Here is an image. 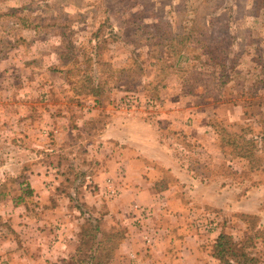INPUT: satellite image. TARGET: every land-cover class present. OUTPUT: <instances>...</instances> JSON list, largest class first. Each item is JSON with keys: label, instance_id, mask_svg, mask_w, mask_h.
Masks as SVG:
<instances>
[{"label": "rangeland", "instance_id": "1", "mask_svg": "<svg viewBox=\"0 0 264 264\" xmlns=\"http://www.w3.org/2000/svg\"><path fill=\"white\" fill-rule=\"evenodd\" d=\"M0 12V264L87 258L89 214L98 239L122 231L108 264H155L161 232L167 264H219L222 232L264 264V0H0ZM87 74L104 78L100 95ZM223 128L258 142L260 168L230 153ZM121 155L176 163L157 172ZM228 166L240 174L221 176ZM141 182L155 188L143 199L129 189Z\"/></svg>", "mask_w": 264, "mask_h": 264}, {"label": "trees", "instance_id": "2", "mask_svg": "<svg viewBox=\"0 0 264 264\" xmlns=\"http://www.w3.org/2000/svg\"><path fill=\"white\" fill-rule=\"evenodd\" d=\"M9 15H11V13L0 12V21H3V18ZM174 37L175 39L177 37H182V34H177ZM169 39L170 42H168ZM173 40H174L173 37H166L165 34H159V42L157 44H165L167 48H171V50L173 51L174 49H176V45L174 44ZM183 42H184L183 39L176 40V43L178 44H182ZM158 60H163V59L158 58ZM86 77L88 79H86ZM85 79L86 80H84V83L86 85L85 86L86 89L92 92L93 94H95L96 96L100 95L101 94L100 91L105 86L104 78L101 77L99 79L100 82H95L93 80V77L87 74L85 75ZM221 80H224L222 81V83L226 81L224 74H222ZM217 85L219 84L217 83ZM221 131L224 134V135L222 134L223 137L222 139H224V144L230 147V153L233 156L244 158L245 162H247L246 165L249 166L251 170L255 168H260L261 165L258 164L259 156L257 155L258 152L257 150L260 148L258 147V142H254L255 141L254 139L248 137L245 134V130H243L241 134L235 132L230 133L226 131L225 128H223ZM199 167H201L199 168L200 171H202V169L205 170V172H200L202 177L204 176L210 177L209 173L213 170L210 168L208 163L204 165H200ZM227 168H228L227 173H220L221 176H227V175L237 176L238 174H240V172L233 170L232 167L228 166ZM190 170L199 172L198 169L196 170L191 168ZM27 186H28L26 193L27 195H32L33 193H35V191L31 186H29L28 184ZM78 209L81 211V213H83V211L81 210L82 208L78 207ZM88 220L93 221L95 223V225L93 223L90 224L91 226H93L92 231L94 232V234L92 233V231L91 233L90 232L86 233V234L90 233L91 235L90 255H88L87 258H75L74 257L75 254H74L71 255L70 261L66 259L63 260V264H108V262H110L116 247L115 246L116 242H119V240L122 238V231L117 229L114 232H112L111 235H109L112 237L107 236V239L102 241V239H98V235L101 234L100 233L101 228L98 223V218L90 216L89 214ZM247 243H248L247 241L240 242L234 240L233 236L225 232H222L218 235V237L214 241L212 253L213 256L216 259H218L219 264H263L261 260L249 250L251 245H254V242H250V244ZM104 244L109 246L110 248L106 250L104 260H100V258L99 259L97 258V254H99Z\"/></svg>", "mask_w": 264, "mask_h": 264}, {"label": "crops", "instance_id": "3", "mask_svg": "<svg viewBox=\"0 0 264 264\" xmlns=\"http://www.w3.org/2000/svg\"><path fill=\"white\" fill-rule=\"evenodd\" d=\"M120 123L121 122L119 121V124ZM118 126L119 125H118V122L116 121V118L114 119V117H113V118H111L109 120V122L107 123V125L105 126V129L103 131H104V133L108 134V133L111 132V130L113 131L115 128H119ZM107 137L111 138L113 136L112 135H109ZM120 143H122L121 145H123V143H126V146L129 144V146H127L128 148L126 147L127 149L139 148L142 151L140 153H143V152L144 153H147L146 151H148L144 146H142V145H140L138 143H135V142H120ZM124 157H125L124 155H121L118 158V161H119L120 164H122V163L124 164L127 160L129 161L130 165L134 164L135 162H140L143 165L142 167L148 168V170H149L148 161H151V162H153V165H150V166H152V167H150L151 170H157V172H158V168H160V167H167V168H169L170 166H173L175 168V166L173 164L174 159H173V157L171 158L169 156H168V158L170 160V164H168V163L160 160L157 155L155 156V158H148L145 155L144 156L141 155L138 159H133V158L131 159V157L124 158ZM112 160H113V162H117V159L111 158V159H109V160L106 161L105 166H103L104 163H102L101 165L98 166L99 170L96 173V175H94V177H96L99 181L102 180V179L104 180L106 177H108V166H109L108 164L113 163ZM119 163L117 162V165ZM142 172H143V170H141V172L139 173L141 178H143V175L141 174ZM171 172L173 173V175L176 178H179L180 177V179L181 178L183 179L186 176V174L183 173V172H175L174 170H171ZM123 175L125 177L126 175H128V172L125 171ZM180 181L181 180H179L178 182H180ZM151 187L152 186H150V184L148 186L147 183L141 182V185L140 186H137L136 188H133V187L131 188V185H130L129 186V189L134 194L137 195V198L143 199V197L146 195V192H147V190H149V188L151 190H155L154 183H153V188L154 189L151 188ZM169 190L170 189H166L164 192H166V191L169 192ZM156 196L157 195L155 194L154 200H155V198L157 199ZM154 226H155V222H154ZM151 230L154 231L153 228ZM164 230H166V229H163L162 231H164ZM74 234H75V232H72V236H74ZM161 234H162V232H161ZM161 234H156L157 237L153 239V243L151 245V247L154 249L155 253H157V254L160 253V254H158L159 256L155 257V255H154V257L152 258V261L153 262L155 261V264H167L166 263L167 260L169 261V263L171 262V260H169V259L172 257V253H171V250H170L171 249L170 248V244H171L172 241L170 240V237L168 236V234H164L166 237L164 235L162 236ZM155 245L160 246V247H158V249H156V246ZM135 246H136L135 243H131V240L128 239L125 242H123V247H122L121 251L124 254L130 253L132 250H134L133 247H135ZM186 254L183 253V255H186ZM175 258H176V256H175ZM181 258L182 257H180L178 260L179 261H182ZM183 261H184V259H183Z\"/></svg>", "mask_w": 264, "mask_h": 264}]
</instances>
